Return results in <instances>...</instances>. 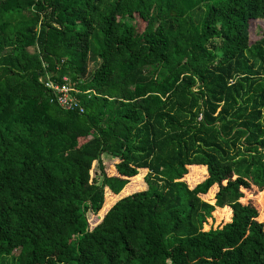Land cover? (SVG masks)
Returning <instances> with one entry per match:
<instances>
[{"label":"trees","instance_id":"obj_1","mask_svg":"<svg viewBox=\"0 0 264 264\" xmlns=\"http://www.w3.org/2000/svg\"><path fill=\"white\" fill-rule=\"evenodd\" d=\"M257 19L264 0H0V264H264L259 210L224 183L264 190ZM246 228L250 254L222 253Z\"/></svg>","mask_w":264,"mask_h":264},{"label":"rangeland","instance_id":"obj_2","mask_svg":"<svg viewBox=\"0 0 264 264\" xmlns=\"http://www.w3.org/2000/svg\"><path fill=\"white\" fill-rule=\"evenodd\" d=\"M264 34V20L262 19H257V20H251L250 21V44H253L255 41H257L258 39H260ZM113 159H111V161L108 159L106 160V165L109 168H112V164H113ZM146 171L143 172L142 177L140 178L141 180H136L135 183H133L132 181L134 180L131 179V183L132 185L129 186L131 188L133 187H139V189H142L145 187L144 185V176L146 175ZM204 173V172H203ZM203 177V174L201 172V170H194V169H190V173L185 177V180L188 182V184L190 186H193L194 184H196V182L200 181ZM225 184L229 183V184H233V185H237L239 192L241 193V200L245 203H249L252 204L253 206H255L258 210H259V217L258 219L260 221L264 222V190H259L256 186H249V183L247 181H242L239 179H234V180H226L224 181ZM117 195H111L109 194L108 191V197H107V201H106V205L110 206L112 205L116 199H117ZM112 202V203H111ZM104 206V207H105ZM103 209L101 211H99L98 214H88V217L91 220V225H94L96 223H98L102 216H103ZM224 215V211L222 212V216ZM250 241V234H249V229L246 228L243 232V236L242 239L240 240V242L232 247L229 251H227L228 249L223 248V246L221 247L222 253L225 252H231L232 250L237 251L240 250L241 252L243 251L244 253L247 252V250L249 251V254L251 252V246H248V243ZM184 254V252H183ZM181 257H183L182 255H180V259ZM198 258H200L198 256ZM249 256L247 255L245 257V260H248ZM184 261L186 262V260L184 259Z\"/></svg>","mask_w":264,"mask_h":264},{"label":"built area","instance_id":"obj_3","mask_svg":"<svg viewBox=\"0 0 264 264\" xmlns=\"http://www.w3.org/2000/svg\"><path fill=\"white\" fill-rule=\"evenodd\" d=\"M44 83L55 95L54 100L64 109L84 112V107L74 91H78L75 83L67 76L62 81H56L50 76L43 78Z\"/></svg>","mask_w":264,"mask_h":264}]
</instances>
